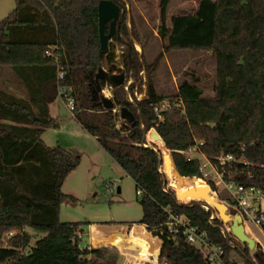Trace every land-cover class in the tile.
I'll return each mask as SVG.
<instances>
[{"label": "trees", "instance_id": "1", "mask_svg": "<svg viewBox=\"0 0 264 264\" xmlns=\"http://www.w3.org/2000/svg\"><path fill=\"white\" fill-rule=\"evenodd\" d=\"M98 1L14 0L11 13L0 20V70L9 67L10 81L18 90L0 85V235L15 230L0 243V264H114L116 260L103 257L98 248L81 247L82 224L58 219L60 204L75 201L61 186L80 159L41 139L46 128L57 126L48 105L58 97L59 69L64 75L60 84L71 89L76 120L140 191L136 194L142 215L137 224L160 239V259L166 264H207L196 247L167 233L165 208L186 217L229 251L219 232L221 221L216 217L209 221L211 207L199 200L182 202L175 195L201 177L197 158L186 160L180 153L196 141L224 181L264 190V0H199L193 14L174 15L169 25V0H159L157 34L166 39L163 51L210 52L215 58L212 96H204L194 80H184L167 98L157 93L153 82L162 55L145 62L134 46L139 39L131 16L130 28L126 24L128 0H112L120 9L112 39L125 47L121 66L125 78L133 82L127 91L123 86L112 89L111 99L115 107H125L134 116L135 124L130 121L127 133L116 127L117 112L91 100L88 73L103 61L115 62L113 49L99 50ZM47 49L57 54V63L46 57ZM142 84L143 98L129 101L126 92ZM163 99L172 106L157 119L152 105ZM150 127L167 147L161 151L162 165L159 153L147 146ZM227 154L234 160L220 165L216 158ZM208 184L216 191L213 182ZM27 228L42 234L31 247ZM144 235L148 233L142 227L134 228L124 236L120 251L133 254L125 250L130 240L141 247L136 259L151 255L153 250L145 251ZM148 238L155 243V237ZM239 253L243 264H264V253L254 250L253 259L246 247Z\"/></svg>", "mask_w": 264, "mask_h": 264}, {"label": "rangeland", "instance_id": "2", "mask_svg": "<svg viewBox=\"0 0 264 264\" xmlns=\"http://www.w3.org/2000/svg\"><path fill=\"white\" fill-rule=\"evenodd\" d=\"M198 1L169 0L166 8V24H170V18L174 15L193 14L196 11ZM13 8L14 0H0V20L9 15ZM126 10L127 27L130 28L128 18L131 16L138 33L139 42L134 43L135 49L138 52L141 49L145 62L152 63L162 55L158 67L153 73V82L157 93L167 98L168 95L176 93L177 87L182 81L194 80L195 84L201 88L204 96L213 95L215 58L210 52L187 49L163 51L166 39L161 40L157 34V27L160 24L159 0H128ZM108 47L114 50V63L121 66L122 57L125 53L124 45L111 38ZM102 66L108 68L109 65L103 61ZM5 79L8 84H11L8 66H3L0 70L1 86L4 85ZM4 88H8V86ZM145 89L144 84L134 88L133 90L136 91L137 96L139 93L140 95L133 97L130 92L131 99L128 100H141L145 94ZM108 92V97H111V90L107 89L105 93ZM142 92L144 93L142 94ZM115 112L118 113L115 119L116 127L120 128L123 133H127L130 120L127 117L122 118L120 116L119 107L117 106ZM51 115L56 120L57 126L44 130L41 135L43 142L50 147L59 145L80 158L78 166L68 174L61 186L62 192L74 197L75 201L66 200L60 204L58 219L61 222L82 224L80 232L81 247L96 248L97 239L101 236L106 238L111 234L105 229L117 227L122 230L123 235L130 226L132 227L139 221L142 215L141 205L138 203L139 196L136 194L133 180L113 161L98 141L81 127L75 118V112L70 111L61 98L57 97L52 104ZM147 142L151 143L150 141ZM182 156L185 158L183 154ZM206 173V177L201 174L199 178H201L203 184L209 185L208 182H213L216 191L212 190L211 195L217 201L224 202L227 193L223 189L219 178L209 167ZM189 200L188 198L181 201L188 202ZM90 225H95L98 229L92 228L93 230L91 229L90 232V229L87 228ZM245 226L249 229L248 232L256 237L254 228L250 224H245ZM25 230L31 234L29 241V247H31L42 234L29 228ZM91 234L94 236L92 238L93 245L90 239ZM128 234L124 236L127 237ZM247 235L253 237L250 234ZM124 236H121V234L109 236L114 237L115 245L108 242L106 246L99 248L103 257L112 256L117 258ZM148 236L153 237L151 232H148ZM128 243L135 242L128 240L126 245ZM160 243V239H156L155 243L151 245V250L158 249ZM153 251L151 255H140L139 262H136V254L139 256V252L132 251L133 254H130L121 251V253L125 254L132 264H163L165 261L161 260L160 256L158 259L153 257Z\"/></svg>", "mask_w": 264, "mask_h": 264}, {"label": "built area", "instance_id": "3", "mask_svg": "<svg viewBox=\"0 0 264 264\" xmlns=\"http://www.w3.org/2000/svg\"><path fill=\"white\" fill-rule=\"evenodd\" d=\"M45 55L46 57H51L55 63L58 62L57 54H53L51 49H47ZM63 77V71L59 69L56 75L59 88L58 96L63 100L68 109L73 111L74 99L71 96V89L70 87L68 88L65 85L60 84ZM132 82L133 79L131 77L125 78L123 89L127 91L128 86ZM104 88L111 91L112 88L108 85H104L103 87L102 94L108 97L109 92L106 94ZM143 93L144 92H142V94ZM130 95L129 92H126L127 99H131ZM132 95L133 97H138L140 93L137 96L136 91L133 90ZM179 104L181 103H178V105ZM171 106L172 103L167 99H163L153 104V111L157 119H161L162 112L170 109ZM113 110L115 111V108ZM200 144V141H196L192 147L188 148L185 152L180 153L185 156L186 160L197 158L199 162V170L204 177L207 176L206 170L208 167L213 170L215 175L219 178V181L222 183L223 189L227 193V198L223 203L227 206L229 212L233 215H238L241 218L244 233L246 235L250 234L254 237V239H252L254 241L253 249L256 253H264V190L255 186H244L234 181H224L222 178L223 173L218 172L211 164L208 157L200 151ZM216 159L220 165H225L234 160V156L231 154L220 155ZM136 193L140 195L139 190ZM203 208L208 210V206L204 205ZM165 211L167 213V220L165 222L167 233L171 235H180L186 244L196 247L201 252L202 257L207 264H243V259L239 251L243 250L245 247L247 248V246L231 234L226 223L221 222L222 225L219 228V232L229 245L230 249L228 252H226L223 246L215 244L205 231H201L197 226L190 224L186 217L176 216L167 208H165ZM215 215L217 216V213L213 210V213L209 217V221L215 218ZM245 224H250L254 228L256 237L251 232H248L249 229ZM14 234L15 230H10L7 233L1 234L0 243L5 237H11ZM250 251L251 250L248 249V254L251 257ZM163 264L166 263L163 262Z\"/></svg>", "mask_w": 264, "mask_h": 264}, {"label": "water", "instance_id": "4", "mask_svg": "<svg viewBox=\"0 0 264 264\" xmlns=\"http://www.w3.org/2000/svg\"><path fill=\"white\" fill-rule=\"evenodd\" d=\"M119 12V6L114 1H98L97 23L99 50L101 52H105L107 50L108 42L116 32V21L119 16ZM139 55H141V49L139 51ZM101 81H103L104 85H108L112 89L119 86H124L125 75L124 71L122 70V66L111 63L109 64L108 68H104L102 65H100L94 73H88V86L93 103L101 105L106 110H113L115 108V104L111 97H107L102 94L104 86L101 85ZM119 111L122 118L127 117L130 121H132V126L135 124L134 116L127 108L120 107ZM145 137H147V141L151 142L147 146L152 147L159 153L162 165V163L164 162V158L161 151L162 149L167 148L162 137L154 127L149 128ZM179 176L181 175L179 174ZM212 192V189L207 184L198 186L191 185L184 188L181 197H189L190 200H199L205 202L209 207H211L212 210L216 211L217 216H215L219 218L221 222L226 223L231 234L239 241L245 243L247 248L251 250L254 247V241L251 238L247 237V235L244 233L241 218L238 215H233L231 212H229L227 206L222 201H216L214 207L209 205L208 201L210 200ZM176 197L178 200H180L178 196ZM174 239L175 237H173V240ZM140 249L141 248L137 243H130L127 246V250L129 251H139ZM160 253L161 245L158 247V249L153 251V257L158 259ZM114 264H132V262L127 260L124 254L120 253L117 256Z\"/></svg>", "mask_w": 264, "mask_h": 264}, {"label": "crops", "instance_id": "5", "mask_svg": "<svg viewBox=\"0 0 264 264\" xmlns=\"http://www.w3.org/2000/svg\"><path fill=\"white\" fill-rule=\"evenodd\" d=\"M9 71H10V69H9ZM10 80H12V75H11V73H10ZM10 82H11V81H10ZM12 85H13L12 82H11V84H8V82H6V79H5L4 85H2V87L4 88V87L8 86L7 89H9L10 91L18 92V90L15 88L14 85H13L14 88H12V87H13ZM58 97H59V96H58ZM59 98H60V97H59ZM54 101H55V100H54ZM54 101H52V102L49 103V105H48V110H49V114H50L51 117H53V116L51 115V106H52V104L54 103ZM43 132H44V131H43ZM41 139H42V138H41ZM136 227H142V228L146 231V233H148V231L144 228L143 225H141V224H137V223H136V224L133 225L132 227L130 226V227L128 228V231L126 230V233L123 234V235L128 234L131 230H134V228H136ZM87 228L90 229V232L93 230L92 228H97V229H98V227L95 226V225H90V226H88ZM91 229H92V230H91ZM105 230L111 233L109 236H111V235H115V234H121V235H122V230H120V228H117V227H110V228H107V229H105ZM109 236H107L106 238H105L104 236H101V238H99V239L96 238V239L98 240L96 248L98 247V249H99V248H101V247H103V246H106V245H107L106 243H108V242L106 241V239H107ZM93 237H94L93 234H91L90 239H91V243H92V245H93V240H92ZM151 237H152V236H151ZM153 237H155L156 239H158V237H156V236H153ZM109 243H110V242H109ZM94 246H95V244H94ZM118 250H119V249H118ZM134 252H136V251H134ZM119 253H121V251H119ZM119 253H118V254H119ZM129 261H130V260H129Z\"/></svg>", "mask_w": 264, "mask_h": 264}, {"label": "bare ground", "instance_id": "6", "mask_svg": "<svg viewBox=\"0 0 264 264\" xmlns=\"http://www.w3.org/2000/svg\"><path fill=\"white\" fill-rule=\"evenodd\" d=\"M105 92H106V90H104ZM199 180L196 182V183H189L187 186H191V185H195V186H198V185H205V184H203V182L201 181V178H198ZM175 191V190H174ZM182 194H183V192L180 194V196L175 192V195L176 196H178L179 198H180V201L181 200H183L184 198H182L181 196H182ZM185 198H189V197H185ZM190 199V198H189ZM217 200L211 195V197H210V200L208 201V203H209V205L210 206H212V207H214V204H215V202H216ZM121 236H124V235H121ZM247 237H249L248 235H247ZM249 238H251V237H249ZM252 239V238H251ZM107 242H111L113 245H115V242H114V237H108V239L106 240ZM143 242H144V245H145V251L147 252V253H149V252H151V245H152V243L150 242V239L148 238V236L147 235H144L143 236ZM130 243H128L126 246H125V250H127V246L129 245ZM140 246V245H139ZM141 248V247H140ZM254 251V249H251V251H250V253H252L253 251ZM141 251V249L139 250V251H137V252H140ZM123 254V253H122ZM125 255V254H124ZM125 257H126V255H125ZM126 259H127V257H126ZM128 260V259H127ZM140 261V258H138V259H136V262H139Z\"/></svg>", "mask_w": 264, "mask_h": 264}, {"label": "flooded vegetation", "instance_id": "7", "mask_svg": "<svg viewBox=\"0 0 264 264\" xmlns=\"http://www.w3.org/2000/svg\"><path fill=\"white\" fill-rule=\"evenodd\" d=\"M119 254H120V253H119ZM119 254H118V255H119ZM118 255H117V256H118Z\"/></svg>", "mask_w": 264, "mask_h": 264}]
</instances>
